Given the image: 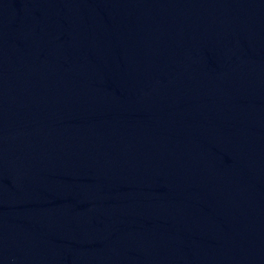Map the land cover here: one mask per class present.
Here are the masks:
<instances>
[{
    "label": "water",
    "instance_id": "95a60500",
    "mask_svg": "<svg viewBox=\"0 0 264 264\" xmlns=\"http://www.w3.org/2000/svg\"><path fill=\"white\" fill-rule=\"evenodd\" d=\"M0 264H264V0H0Z\"/></svg>",
    "mask_w": 264,
    "mask_h": 264
}]
</instances>
